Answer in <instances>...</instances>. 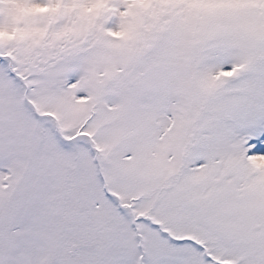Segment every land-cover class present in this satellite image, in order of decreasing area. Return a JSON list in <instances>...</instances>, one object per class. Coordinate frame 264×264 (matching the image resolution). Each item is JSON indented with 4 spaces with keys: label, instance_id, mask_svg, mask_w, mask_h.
<instances>
[{
    "label": "snow or ice",
    "instance_id": "obj_1",
    "mask_svg": "<svg viewBox=\"0 0 264 264\" xmlns=\"http://www.w3.org/2000/svg\"><path fill=\"white\" fill-rule=\"evenodd\" d=\"M0 264H264V0H0Z\"/></svg>",
    "mask_w": 264,
    "mask_h": 264
}]
</instances>
